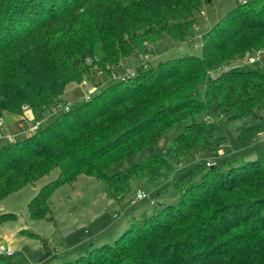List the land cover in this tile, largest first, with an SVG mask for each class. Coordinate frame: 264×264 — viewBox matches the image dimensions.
Returning a JSON list of instances; mask_svg holds the SVG:
<instances>
[{
    "label": "trees",
    "instance_id": "obj_1",
    "mask_svg": "<svg viewBox=\"0 0 264 264\" xmlns=\"http://www.w3.org/2000/svg\"><path fill=\"white\" fill-rule=\"evenodd\" d=\"M211 2L0 0V117L27 109L40 123L36 133L0 149V202L55 169L58 178L28 204L32 220L45 219L55 193L81 176L102 182L110 198L125 199L126 185L152 165L146 159L112 176L107 170L176 126L183 131L169 157L215 153L227 141L221 121L249 120L239 129V148L256 143L264 75L234 64L264 48V0H237L202 37L201 57L140 66L42 125L48 106L61 105L66 87L94 67L110 76L122 59L164 34L179 45L192 41L195 12ZM171 186L182 196L178 205L161 206L114 244L63 264H264V154L228 171L194 163Z\"/></svg>",
    "mask_w": 264,
    "mask_h": 264
},
{
    "label": "rangeland",
    "instance_id": "obj_2",
    "mask_svg": "<svg viewBox=\"0 0 264 264\" xmlns=\"http://www.w3.org/2000/svg\"><path fill=\"white\" fill-rule=\"evenodd\" d=\"M236 5L237 0H212L211 3L204 4L200 11L195 12L199 26L192 41L179 45L169 35L164 34L152 44L144 42L145 51H133L131 57L122 59L121 64L112 70L110 76L99 73L94 67L88 76L82 78L80 84H69L61 97V105L71 107L84 103L86 94L95 97L112 81L114 83L123 81L131 72L136 74L140 66L149 69L159 63L186 55L201 57L202 37ZM122 14H125L124 10ZM259 51L262 52L263 58L256 64H250V60L255 58ZM263 59L264 48L248 53L243 60L235 62L234 65L264 75ZM28 112L27 109H23L22 115L6 113L0 117L4 123V138L0 139V149L30 135L28 134L30 127L36 126L38 122L30 120ZM64 112L57 106H48L42 125L47 126ZM244 123L251 124L249 120L231 123L221 121L220 124L227 134V141L215 153L208 152L203 156L195 154L176 156L174 141L183 131L182 127L176 126L164 133L156 144L144 148L107 170L106 173L112 176L146 159L149 161L147 165H152L148 173L145 171L139 174L134 181L126 185L127 189H131V193L125 199L117 196L110 198L102 182L81 176L73 184L65 185L55 193L45 219L32 220L28 204L42 187L58 178L59 170L55 169L37 183L0 202V219L12 215L10 219L0 222V244H7L16 251L15 257L12 258L0 255V264H63L64 261L76 260L94 247L114 244L124 229H129L132 223L156 215L159 208L165 204L175 206L179 204L182 196L171 185L182 170L204 160L207 164H214L228 171L231 167L256 160L259 154H264L261 133L256 138V143L244 149L239 148V129ZM258 124L263 132L264 118ZM171 149L176 154L169 157ZM159 156L163 158L160 159ZM166 164L169 165V170L164 167ZM139 191L145 192L148 199L138 201ZM44 244L50 250L49 257H45L47 251Z\"/></svg>",
    "mask_w": 264,
    "mask_h": 264
},
{
    "label": "built area",
    "instance_id": "obj_3",
    "mask_svg": "<svg viewBox=\"0 0 264 264\" xmlns=\"http://www.w3.org/2000/svg\"><path fill=\"white\" fill-rule=\"evenodd\" d=\"M263 58V54L261 51L257 52L256 55H255V58H252L250 60V64H256L260 59ZM135 75V72H131L128 76L124 77L123 80L127 77H131V76H134ZM91 95L89 94H86L85 95V100H90L91 99ZM58 109L59 110H64L65 112L69 111L70 110V106H62V105H59L58 106ZM39 126H40V123H37L36 126H31L30 127V131H29V134H33V133H36L39 129ZM3 128H4V123H3V119H0V139H3L4 138V134H3ZM261 136H262V140L264 141V131L261 132ZM208 166H210L211 164L208 163L207 164ZM148 199V196L145 194V192H142V191H139L138 194H137V200L138 201H143V200H146ZM0 255L3 256V257H6V258H12L16 255V251L10 247L9 245L7 244H4V243H1L0 244Z\"/></svg>",
    "mask_w": 264,
    "mask_h": 264
},
{
    "label": "crops",
    "instance_id": "obj_4",
    "mask_svg": "<svg viewBox=\"0 0 264 264\" xmlns=\"http://www.w3.org/2000/svg\"><path fill=\"white\" fill-rule=\"evenodd\" d=\"M29 111V110H28ZM28 115V117H29V119L31 120V119H33V114L31 113V111H29L28 113H27ZM19 118V117H18ZM4 129V128H3ZM29 134V133H28ZM27 136H29V135H27ZM13 142H15V141H13ZM12 142V143H13ZM126 228V227H125ZM118 234H120V233H118Z\"/></svg>",
    "mask_w": 264,
    "mask_h": 264
},
{
    "label": "water",
    "instance_id": "obj_5",
    "mask_svg": "<svg viewBox=\"0 0 264 264\" xmlns=\"http://www.w3.org/2000/svg\"><path fill=\"white\" fill-rule=\"evenodd\" d=\"M263 62H264V59H263Z\"/></svg>",
    "mask_w": 264,
    "mask_h": 264
}]
</instances>
